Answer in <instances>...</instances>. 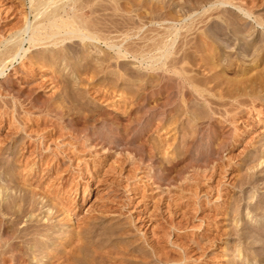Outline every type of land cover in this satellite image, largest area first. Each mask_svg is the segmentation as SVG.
<instances>
[{
    "label": "rangeland",
    "instance_id": "rangeland-1",
    "mask_svg": "<svg viewBox=\"0 0 264 264\" xmlns=\"http://www.w3.org/2000/svg\"><path fill=\"white\" fill-rule=\"evenodd\" d=\"M33 2L0 0V57L28 51L0 76V255L50 264L87 222L115 259L264 264V0H78L99 40L49 63L21 31ZM25 192L39 209L20 221L2 202Z\"/></svg>",
    "mask_w": 264,
    "mask_h": 264
},
{
    "label": "bare ground",
    "instance_id": "bare-ground-1",
    "mask_svg": "<svg viewBox=\"0 0 264 264\" xmlns=\"http://www.w3.org/2000/svg\"><path fill=\"white\" fill-rule=\"evenodd\" d=\"M34 2V8L36 6V14H35V23L32 25V26H28L27 28L25 26L21 29V31H25V30H31V36L29 38V44H30V47L32 48H37L43 44H47L48 46L47 47H51L49 45H53V46H58L60 44H63L67 41H72V40H79L81 44H84L88 46V42L87 40H96L98 41L99 40V37L97 36V34L94 32V26L89 24L88 20H86L84 14L82 13V10L84 9L83 6L81 4V6L78 7V3L77 1L78 0H68L67 1V4L65 2V4L63 3L62 5L60 6H56L55 9L53 10H50L49 12L48 9L50 8L51 4L53 3H57V1H60V0H33ZM71 3H70V2ZM222 3L225 5V4H229V5H236L237 3L236 2H233L234 0H221ZM69 2V3H68ZM68 5V9L66 8V6ZM54 8V7H53ZM44 10V12H42ZM81 11V12H80ZM80 12V13H79ZM92 21V20H91ZM94 23V22H93ZM20 31V32H21ZM20 37V36H19ZM22 39V38H21ZM23 40V39H22ZM160 42V41H159ZM91 45V44H90ZM156 45V44H155ZM46 47V46H45ZM69 47V45L66 44V46H64V49ZM86 47V46H85ZM156 47V46H155ZM163 47V45H162ZM52 48V47H51ZM51 48L49 49L50 52H48L49 54L48 57L46 56L45 59H44V63H49V61H51L53 58H51L50 56H57L59 54V50L58 51H55V52H58L55 53L57 55H54L53 51H51ZM154 48V47H153ZM159 48V47H158ZM46 49V48H45ZM48 49V48H47ZM78 49V48H77ZM83 49V48H82ZM162 49V48H161ZM21 50H23L22 48V41L20 39H17V40H13L9 43V45L6 47V50L5 52H1L2 53V56L0 57V76L3 75L4 73V68L5 66L7 65V63H10V62H13L17 57H20L21 59H24L26 58V55H27V50L23 51L22 53ZM53 50V49H52ZM69 50V49H68ZM71 50V49H70ZM88 50V49H87ZM153 50V49H152ZM160 50V49H159ZM81 52L85 51V50H80ZM78 51V52H80ZM154 51V50H153ZM73 52V51H72ZM66 53V52H65ZM50 54H53V55H50ZM61 54H63V52H61ZM59 54L58 57L55 58V61H61L59 59H62L64 58L63 55ZM82 54V53H81ZM169 54V53H168ZM65 55V54H64ZM81 56V55H80ZM123 57V56H122ZM51 58V59H50ZM36 60V59H35ZM40 61V60H38ZM54 61V60H53ZM24 62V61H23ZM41 62V61H40ZM166 66V65H165ZM174 66V65H173ZM48 67V66H47ZM80 67V66H79ZM87 68V67H86ZM96 68V67H95ZM83 69V68H82ZM89 69V68H88ZM80 70V69H79ZM82 71V70H81ZM86 71V70H85ZM83 73V72H82ZM87 73V72H86ZM16 74V73H15ZM84 75V73H83ZM86 75V74H85ZM14 77V76H13ZM8 78V77H7ZM166 78V77H165ZM11 79V78H9ZM14 79V78H13ZM15 80V79H14ZM12 84V83H11ZM24 87V86H23ZM18 88L20 89L19 85H18ZM28 89V88H27ZM13 90V89H12ZM21 91V90H19ZM26 91V90H25ZM29 91V90H27ZM24 92V91H23ZM31 92V91H30ZM30 92H27L28 95L26 96H29L31 94H29ZM32 93V92H31ZM19 95V94H18ZM34 96V95H33ZM22 97V96H21ZM30 97V96H29ZM32 97V96H31ZM33 99V98H32ZM31 99V100H32ZM36 100V98H35ZM42 100V99H41ZM44 101V100H43ZM38 102V101H37ZM42 103V102H41ZM216 122V121H215ZM125 124V123H124ZM47 126V125H46ZM52 126V129H55L57 128L56 125H51ZM126 126V125H125ZM50 127V125L48 126ZM80 127V126H79ZM77 128L75 130V133L77 135H84L86 133V130H85V127L84 125H82L80 128ZM124 128V127H123ZM26 129V128H25ZM49 129V128H48ZM25 131V130H24ZM63 135V134H62ZM60 135V136H62ZM75 136V135H74ZM87 136V135H86ZM85 136V137H86ZM73 137V136H72ZM61 138V137H60ZM98 140L96 134L93 138V140ZM74 142V141H73ZM77 142V141H76ZM82 142V140H81ZM94 142H91V145L93 144ZM78 144V143H77ZM77 144H73L74 145V149H76V151L78 152H82L84 153V151H86V147L83 149L82 147L80 148V146L77 147ZM84 144V143H83ZM96 144V143H95ZM30 145V144H29ZM71 145V144H70ZM79 145V144H78ZM81 145V143H80ZM90 145V147H91ZM93 147V145H92ZM29 149V148H28ZM149 149V148H148ZM72 150V149H71ZM91 150V149H89ZM28 151V150H27ZM92 151V150H91ZM149 152V151H148ZM31 155L34 156V153L35 151H31L30 152ZM72 153V152H71ZM81 153V154H82ZM95 153V152H94ZM22 154V153H21ZM97 155V154H96ZM76 158V157H75ZM25 161V160H24ZM40 163V162H39ZM46 164V163H45ZM56 167V166H55ZM24 169V168H23ZM26 169V168H25ZM16 172V171H15ZM22 173V172H21ZM20 173V174H21ZM17 175V173H16ZM20 176V180L23 179ZM18 176L14 177V180H16L17 182V178ZM11 178V177H10ZM27 179V178H26ZM29 179V178H28ZM33 179V178H32ZM10 180V179H9ZM13 180V179H12ZM13 180V181H14ZM19 181V179H18ZM22 181V180H21ZM20 182V181H19ZM25 183V182H24ZM52 183V182H51ZM19 184V183H18ZM39 184V183H38ZM37 184V185H38ZM20 187V186H19ZM42 189V188H41ZM20 190V189H19ZM37 192V191H36ZM27 192H25L23 195L21 194L20 196H11L9 197V201L5 202L4 203V200L2 202V208L4 209H10V206H13V205H18V202L22 203L23 204V207L22 209L20 210V212L18 211L16 214H17V217H15L16 219L18 218L20 221L22 216H23V213H26V211L24 209H26L25 207H29L31 208L30 212L31 211H34L36 212V209L38 207V201L36 202L35 200H33L34 198L31 197V194H26ZM45 193V192H44ZM1 194V193H0ZM34 194V193H33ZM37 194V193H36ZM47 194V193H45ZM35 195V194H34ZM3 197V196H2ZM1 197V198H2ZM7 198V196H5ZM48 196H46L45 198H47ZM53 197V196H52ZM44 198V196H43ZM49 198V197H48ZM56 198V196H55ZM43 200V199H42ZM41 200V201H42ZM51 200V199H49ZM48 200V201H49ZM53 200V199H52ZM51 200V201H52ZM47 201V200H46ZM46 201H45V204H46ZM54 201V200H53ZM1 203V202H0ZM48 203V202H47ZM51 203V202H50ZM61 203V202H60ZM42 204H44V201L42 202ZM49 204V203H48ZM60 205V204H59ZM52 206V205H51ZM57 206V205H56ZM62 206V205H61ZM14 207V206H13ZM42 207V206H41ZM45 207V206H44ZM59 207V206H58ZM64 207V206H63ZM49 208V207H47ZM55 208V207H54ZM19 209V208H18ZM39 209V207H38ZM50 209V208H49ZM60 209V208H59ZM63 209V213H64V210H65V207L64 208H61ZM29 210V209H28ZM69 210V209H68ZM68 210H65V211H68ZM15 211V210H14ZM57 211V210H56ZM60 211V210H59ZM69 212V211H68ZM67 212V214H68ZM14 213V212H13ZM32 214V213H31ZM61 214V213H60ZM58 215V214H57ZM25 216V215H24ZM33 215H31L30 219L32 218ZM71 215H68L67 216V219L69 221H71ZM15 219V221H16ZM29 219V220H30ZM40 219V218H39ZM17 220L16 223L19 221ZM19 221V222H20ZM37 221V220H36ZM32 222V221H31ZM85 222V221H84ZM94 222V221H92ZM37 223V222H36ZM35 224L33 225H30L28 227H26L24 229V231H22L23 235L20 236L21 237H24L27 235H31L30 233H33V232H36L37 230L34 228ZM39 225V224H38ZM45 225V224H44ZM34 226V227H33ZM37 227V225H36ZM118 227V226H117ZM80 231H77V232H74V233H71L69 235V237L66 239L68 242L72 241V243L70 244V250L67 252H65V250L63 249V251L61 252H57L56 255L54 256H51V257H47V254H45L44 257L46 258H49L50 260V264H145V261L146 259H148V257H150L149 253L148 254H144L142 255L141 260L142 262H138L136 260H128V259H115V258H112L111 256L113 254H115L114 252L112 253L111 251H109L110 249L108 248L107 251L105 252L106 255H102L103 252H100L102 246L100 244V241L101 240H97V242H90L88 241V238L86 236H83L82 234L85 232L86 235H94L96 234V230H99V229H96L95 228V225L91 224V223H84V225L82 227H80ZM102 229V228H100ZM110 229V228H109ZM112 229V228H111ZM79 230V229H78ZM114 230V229H113ZM112 230V231H113ZM121 230V229H120ZM18 231V230H17ZM21 231V230H20ZM19 231V232H20ZM102 231V230H101ZM39 232V231H38ZM42 232V231H41ZM107 232V230H106ZM40 233V232H39ZM94 233V234H92ZM116 233V232H114ZM34 234H37V233H34ZM33 234V235H34ZM42 235V234H41ZM98 235V234H97ZM96 235V236H97ZM19 236V234H18ZM100 236V235H99ZM98 236V237H99ZM36 238V237H35ZM93 238V237H92ZM33 240V239H32ZM91 240V239H90ZM93 240V239H92ZM37 241V238L36 240ZM33 241V242H35ZM66 241V244H68V242ZM30 243V242H29ZM27 244V243H26ZM65 244V245H66ZM13 245V244H11ZM10 245V246H11ZM35 245V243H34ZM39 245V244H38ZM63 244V246H65ZM103 245V244H102ZM17 246V245H16ZM16 246L13 245L12 248H9V249H5V251L0 255V264H9V263H13V264H28L27 262V259L26 257L27 256H24V255H27V253L25 254V252L22 253V248H17ZM33 246V244H31V247ZM37 246V245H35ZM101 246V247H100ZM105 246V245H104ZM29 247V246H28ZM30 247V248H31ZM113 247V246H112ZM33 248V247H32ZM31 248V250H33ZM65 248V247H64ZM153 249L152 251V254H155L157 257V259L155 260L156 262L158 263H162L164 262L163 259H162V255L160 256L159 253H157V251L155 252L154 251V247L152 246L151 247ZM26 249V248H25ZM42 249V248H41ZM30 250V249H29ZM103 250V249H102ZM105 250V248H104ZM2 251V250H1ZM38 251V250H37ZM45 251V250H44ZM28 252V250H27ZM49 252V251H48ZM111 252V253H110ZM116 252V251H115ZM29 253V252H28ZM33 253H34V250H33ZM46 253V252H44ZM43 253V254H44ZM55 253V252H54ZM147 253V252H146ZM157 253V254H156ZM31 254V253H30ZM112 254V255H111ZM142 254V253H141ZM119 255V254H117ZM116 255V256H117ZM132 255H130L131 257ZM137 257V256H136ZM135 257V258H136ZM165 258V257H164ZM131 259V258H130ZM150 259V258H149ZM149 261V260H148ZM151 261V260H150ZM154 262V261H153Z\"/></svg>",
    "mask_w": 264,
    "mask_h": 264
}]
</instances>
